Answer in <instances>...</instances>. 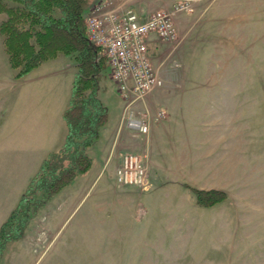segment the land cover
<instances>
[{
    "label": "crops",
    "instance_id": "crops-1",
    "mask_svg": "<svg viewBox=\"0 0 264 264\" xmlns=\"http://www.w3.org/2000/svg\"><path fill=\"white\" fill-rule=\"evenodd\" d=\"M244 1L264 2L89 0L85 12L99 3L103 10L118 14L127 8L142 16L157 10L169 12L176 31L169 42H174V49L186 52L187 73L167 75L158 59L168 41L149 40V48L154 51H150L152 61L162 83L129 106L134 111L140 107L137 112L145 114L148 132L132 131L120 123L124 104L115 123L108 124L106 107L107 121L88 148L92 165L85 174H100L99 178L115 174L122 155L130 152L144 158L148 179L157 186L166 180L174 183L189 174H203L212 180L203 189L225 190L224 174L264 173V152L257 151L258 140L242 139L243 132L258 131L260 125L259 93L247 88L244 91L243 77L237 75V67L242 66ZM2 20L0 16V23ZM69 57L60 53L16 77L17 69L9 63L0 33V70L4 68L0 71V174H29L13 203L0 209V225L17 205L42 161L64 142L67 128L62 115L77 71L67 76ZM250 81L257 83L258 77ZM99 93L100 82L98 97L102 101ZM2 185L0 206L6 204L4 195L10 193Z\"/></svg>",
    "mask_w": 264,
    "mask_h": 264
},
{
    "label": "rangeland",
    "instance_id": "rangeland-1",
    "mask_svg": "<svg viewBox=\"0 0 264 264\" xmlns=\"http://www.w3.org/2000/svg\"><path fill=\"white\" fill-rule=\"evenodd\" d=\"M242 26V66L237 67V75L243 77L244 91L257 90L260 97L259 129L243 132L242 139L258 140L256 149L261 153L263 1L243 2ZM172 39L164 44L158 60L167 75H185L187 54L174 49V42H169ZM149 49L154 53L152 47ZM66 67L68 77L72 70L76 71L73 57L67 59ZM257 77V83H251ZM99 82V94L109 112L108 124L113 125L123 100L108 65ZM27 175L0 174V186L4 182L2 187L10 192L4 195L7 202L0 206L1 210L13 203ZM99 177L100 174L78 176L80 179L73 181L68 191L57 195L59 191L51 201L50 198L29 220L23 236L6 244L0 264H264L263 172L224 174L226 198L211 206L199 205L190 189L212 182L203 174H189L174 183L166 180L162 186L151 185L149 179L147 188L120 185L115 174ZM35 197L39 198L40 193Z\"/></svg>",
    "mask_w": 264,
    "mask_h": 264
},
{
    "label": "trees",
    "instance_id": "trees-1",
    "mask_svg": "<svg viewBox=\"0 0 264 264\" xmlns=\"http://www.w3.org/2000/svg\"><path fill=\"white\" fill-rule=\"evenodd\" d=\"M89 0H0V33L11 67L20 77L58 54L73 57L77 71L71 97L63 111L66 135L62 146L47 155L17 205L0 225V255L9 241L23 236L29 220L50 198L84 175L92 165L88 148L107 121V108L98 97L99 79L108 65L86 33L84 13ZM199 205L226 198L220 189L191 187ZM40 193V197L35 195Z\"/></svg>",
    "mask_w": 264,
    "mask_h": 264
},
{
    "label": "built area",
    "instance_id": "built-area-1",
    "mask_svg": "<svg viewBox=\"0 0 264 264\" xmlns=\"http://www.w3.org/2000/svg\"><path fill=\"white\" fill-rule=\"evenodd\" d=\"M84 21L87 36L105 56L111 79L123 100L121 124L132 131L147 133L145 114L136 113L129 106L162 83L148 42L152 38H174L176 31L171 14L157 10L142 16L131 8L118 14L103 10L99 3L84 13ZM115 181L120 185L147 188L150 183L144 158L134 152L123 154L115 169Z\"/></svg>",
    "mask_w": 264,
    "mask_h": 264
}]
</instances>
